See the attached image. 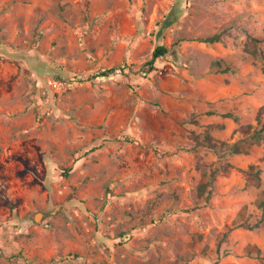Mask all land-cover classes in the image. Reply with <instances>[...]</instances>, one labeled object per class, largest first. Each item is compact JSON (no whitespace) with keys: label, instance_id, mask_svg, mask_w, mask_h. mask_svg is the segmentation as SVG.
Masks as SVG:
<instances>
[{"label":"rangeland","instance_id":"rangeland-1","mask_svg":"<svg viewBox=\"0 0 264 264\" xmlns=\"http://www.w3.org/2000/svg\"><path fill=\"white\" fill-rule=\"evenodd\" d=\"M263 70L264 0H0V264H264Z\"/></svg>","mask_w":264,"mask_h":264},{"label":"trees","instance_id":"trees-1","mask_svg":"<svg viewBox=\"0 0 264 264\" xmlns=\"http://www.w3.org/2000/svg\"><path fill=\"white\" fill-rule=\"evenodd\" d=\"M195 40H197L199 42L211 44V43H214V42H218L220 40V34L219 33H215V34H212V35H209V36L197 37V38H195ZM169 51H170V49L167 48L163 44L155 45V47H154V49H153V51L151 53L150 59L145 61L135 72L140 74V75H145L146 73L150 72L153 69V67H154V62L156 61V59L164 57L166 54L169 53ZM214 64L217 67L221 68L220 67L222 65L221 61H219V60L215 61ZM125 70H126V66L124 64L114 65V66H111V67L99 69L94 74H92V77H94V78L103 77L104 78V77H108L109 75L114 74V73H118V72L125 73ZM227 70H229L228 66H225V68H223V69H217V71H219V72L227 71ZM57 78L59 80H64V78H62V76H57ZM221 116L230 117L233 120H237L236 116L233 115L230 112L221 113ZM206 137L208 139H211L208 134L206 135ZM250 137H252L254 139V141H259L260 139H264L263 138L264 137V123L260 126V128L255 129L252 132ZM209 143L212 146L214 145V144H211V142H209ZM219 145H220L221 148H223L224 145L229 147L228 151L226 152V153H229V154L238 153L240 151V149H239L240 144H237V143L228 144L229 145L228 146L227 143L221 141V142H219ZM213 175H214V169L210 173V177H211L210 180H209L210 184H211V180L213 178ZM251 176H252L253 183L259 184V181H260L259 170H256L255 172H253L251 174ZM206 187H207L206 183L199 184V191L198 192H199L200 195H203L205 192H206V195H210L211 189H207ZM261 206L263 208V213H262V216L260 218V221L255 223V224H253L252 226H249L250 229L258 227L260 225V223L264 222V201L261 202ZM225 234L226 233H224L223 235H225ZM259 253H260V251L257 250V255H259Z\"/></svg>","mask_w":264,"mask_h":264},{"label":"water","instance_id":"water-1","mask_svg":"<svg viewBox=\"0 0 264 264\" xmlns=\"http://www.w3.org/2000/svg\"><path fill=\"white\" fill-rule=\"evenodd\" d=\"M40 216H41V213H37V214H35V215L33 216V219H34L35 221H38Z\"/></svg>","mask_w":264,"mask_h":264}]
</instances>
